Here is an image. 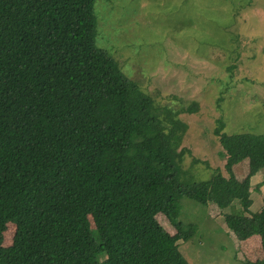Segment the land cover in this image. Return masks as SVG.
<instances>
[{
  "label": "trees",
  "instance_id": "obj_1",
  "mask_svg": "<svg viewBox=\"0 0 264 264\" xmlns=\"http://www.w3.org/2000/svg\"><path fill=\"white\" fill-rule=\"evenodd\" d=\"M94 2L0 0V264H194L178 248L197 230L181 197L230 207L228 233L264 253V196L250 210L264 134L215 128L227 176L181 182L184 124L96 46Z\"/></svg>",
  "mask_w": 264,
  "mask_h": 264
},
{
  "label": "rangeland",
  "instance_id": "obj_2",
  "mask_svg": "<svg viewBox=\"0 0 264 264\" xmlns=\"http://www.w3.org/2000/svg\"><path fill=\"white\" fill-rule=\"evenodd\" d=\"M95 44L106 51L159 110L184 124L174 142L185 149L181 182L225 176V157L214 129L264 134V0H95ZM197 103V110L185 108ZM263 173L250 179L251 211L263 206ZM178 219L197 225L178 248L194 264H249L264 255L258 236L239 242L215 204L179 200ZM233 208L242 211L237 200ZM157 221L170 234L163 214ZM12 225V224H11ZM13 227H7L9 244Z\"/></svg>",
  "mask_w": 264,
  "mask_h": 264
}]
</instances>
